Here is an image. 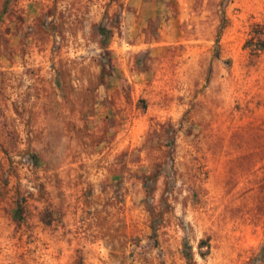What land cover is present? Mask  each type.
<instances>
[{"label": "rangeland", "instance_id": "obj_1", "mask_svg": "<svg viewBox=\"0 0 264 264\" xmlns=\"http://www.w3.org/2000/svg\"><path fill=\"white\" fill-rule=\"evenodd\" d=\"M264 0H0V264H264Z\"/></svg>", "mask_w": 264, "mask_h": 264}, {"label": "trees", "instance_id": "obj_2", "mask_svg": "<svg viewBox=\"0 0 264 264\" xmlns=\"http://www.w3.org/2000/svg\"><path fill=\"white\" fill-rule=\"evenodd\" d=\"M255 49H256V50L264 49V42H262V43L256 45Z\"/></svg>", "mask_w": 264, "mask_h": 264}]
</instances>
